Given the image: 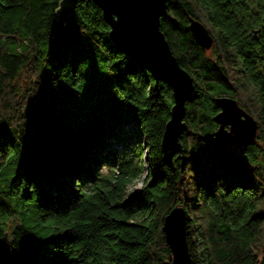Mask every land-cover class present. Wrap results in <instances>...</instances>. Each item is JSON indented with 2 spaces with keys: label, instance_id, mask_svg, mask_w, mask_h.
<instances>
[{
  "label": "trees",
  "instance_id": "trees-1",
  "mask_svg": "<svg viewBox=\"0 0 264 264\" xmlns=\"http://www.w3.org/2000/svg\"><path fill=\"white\" fill-rule=\"evenodd\" d=\"M59 3L0 0V264H171L175 206L190 264H264V0L166 1L160 28L194 85L174 169L168 83L117 49L92 0L46 48ZM220 96L256 120L251 143L212 146Z\"/></svg>",
  "mask_w": 264,
  "mask_h": 264
},
{
  "label": "water",
  "instance_id": "water-1",
  "mask_svg": "<svg viewBox=\"0 0 264 264\" xmlns=\"http://www.w3.org/2000/svg\"><path fill=\"white\" fill-rule=\"evenodd\" d=\"M102 11L110 27L109 37L125 55L141 62L153 76L152 84L159 80L168 83L172 90L173 104L161 133L162 159L174 169L173 156L182 153L180 135L186 128L183 121L185 102L194 85L191 75L182 68L160 28V18L168 17L167 0H92ZM77 0H60L56 6L57 26L46 46L54 40L60 24L75 7ZM188 29L204 49L213 44V36L199 20L188 16ZM45 48V49H46ZM219 111L213 116L218 124L210 137L212 146L225 150L232 141L247 145L256 135V120L236 101L227 96L214 98ZM182 161V165L184 164ZM162 230L171 251V264H190L185 236V213L175 206L165 216Z\"/></svg>",
  "mask_w": 264,
  "mask_h": 264
},
{
  "label": "rangeland",
  "instance_id": "rangeland-1",
  "mask_svg": "<svg viewBox=\"0 0 264 264\" xmlns=\"http://www.w3.org/2000/svg\"><path fill=\"white\" fill-rule=\"evenodd\" d=\"M232 142H235V141H232ZM236 143V142H235ZM227 146H229V145H227ZM227 146H226V148H227ZM117 148H118V152L119 153H122L123 152V145L122 144H119V145H117ZM1 160V159H0ZM103 170L104 171H107V169H106V167H104L103 168ZM143 174L140 176V178L139 179H136L134 182H133V184H132V186L130 187V189L129 190H132L133 188H135V187H139L140 185H141V179L143 178Z\"/></svg>",
  "mask_w": 264,
  "mask_h": 264
}]
</instances>
